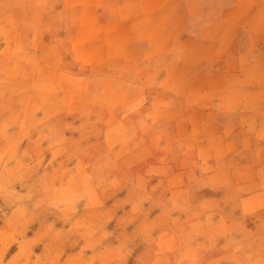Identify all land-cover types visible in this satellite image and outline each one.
Masks as SVG:
<instances>
[{
	"label": "rangeland",
	"instance_id": "374dc122",
	"mask_svg": "<svg viewBox=\"0 0 264 264\" xmlns=\"http://www.w3.org/2000/svg\"><path fill=\"white\" fill-rule=\"evenodd\" d=\"M62 4L78 5L0 0V264H264V209L245 216L254 235L238 226V241H216L225 227L215 211L203 224L204 206L165 192L166 168L150 166L165 155L145 146L165 130L139 125L149 100L121 109L105 97L107 67L79 62L60 31ZM186 4L194 13L223 2ZM229 247L237 258L207 257Z\"/></svg>",
	"mask_w": 264,
	"mask_h": 264
},
{
	"label": "crops",
	"instance_id": "0c3cea01",
	"mask_svg": "<svg viewBox=\"0 0 264 264\" xmlns=\"http://www.w3.org/2000/svg\"><path fill=\"white\" fill-rule=\"evenodd\" d=\"M212 1L223 4L191 13L190 0H71L78 5L59 8L60 31L79 62L107 67L100 76L110 86L105 97L121 109L143 96L149 100L150 118L141 117L139 125L165 130L145 145L165 155L150 164L166 168L160 175L165 192L204 206L203 224L215 211L213 224L225 232L211 236L235 243L238 226L246 236L258 226L246 214L264 209V73L252 68L264 72V0ZM101 50L108 53L99 59ZM237 256L229 247L207 257Z\"/></svg>",
	"mask_w": 264,
	"mask_h": 264
}]
</instances>
